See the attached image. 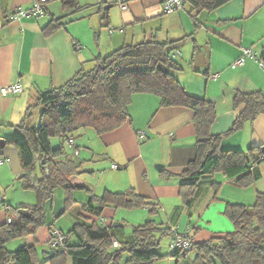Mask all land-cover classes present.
<instances>
[{
    "label": "crops",
    "instance_id": "0c3cea01",
    "mask_svg": "<svg viewBox=\"0 0 264 264\" xmlns=\"http://www.w3.org/2000/svg\"><path fill=\"white\" fill-rule=\"evenodd\" d=\"M77 1V10H64L60 0H49L43 15L13 18L14 11L29 8L32 0H0V87L16 82L22 86V91L15 95L0 94L1 136H20L6 125L18 124L41 92L63 85L75 75L82 63L93 58L88 57L82 45L83 38L76 28L68 26L73 21L69 16L84 8L94 6L99 10L106 5L104 16L107 17L111 3ZM119 10L123 16L120 31L124 30V36L121 32L111 36L109 29L107 46L98 54H108L119 48L121 43L138 42L154 35L160 40L180 39L175 58L178 61L181 58L182 62H179L183 69L172 73L189 94L213 102L216 117L210 126L212 134L228 131L240 111L241 106L236 108L232 105L234 90L261 91L264 95V70L255 60L246 57L242 66H230L243 48L251 49L264 60V0H226L214 10L191 13L189 5L166 13L162 0H127V8ZM61 16H65L66 24L45 35L44 26L52 18ZM138 26H141L138 35L141 39L136 40L135 28ZM92 27H95L93 22ZM128 28L132 31L131 38L126 32ZM154 28L157 29L154 31ZM114 36L118 37L117 41L113 40ZM127 112L128 118L119 127L101 134L94 129L92 132L84 129L78 139L72 135L73 147L64 144L81 172L72 176L70 182L89 191L74 190V202L65 208V192L62 188H55L52 199L45 204V224L33 236L16 239L8 250L33 244L42 264H60V261L61 264H72L68 256L43 259L40 251L52 249L48 245L52 230L58 229L66 234L75 222L83 220L80 205L86 204L91 194L100 196L105 191L132 189L157 204V213L160 212L157 222L176 230L189 228L193 242L197 243L214 234L232 230V223L224 214L227 203L251 205L257 192H264L263 160L250 167V185L238 186L222 172H214L198 180L188 205L182 203L178 194L179 179L166 177L164 170L177 174L195 155L192 111L183 106H161L157 95L138 92L132 95ZM39 117L40 113L33 126H37ZM139 132H143L142 137L138 136ZM261 143H264L262 113L245 122L241 129L223 136L220 146L225 150H246ZM3 152L5 156L1 157L5 160L0 163V195L13 209L23 203H36L35 192L24 187L21 177L24 171L15 148L6 146ZM155 164L162 167L156 169ZM117 213L118 208L108 206L98 220L105 227L119 224L111 232L115 239L121 241L127 237L122 216L128 212H121L122 221L116 219ZM7 215L8 212L0 209V225ZM142 218L148 220L144 214ZM177 262L192 264L188 253Z\"/></svg>",
    "mask_w": 264,
    "mask_h": 264
},
{
    "label": "trees",
    "instance_id": "16d2710c",
    "mask_svg": "<svg viewBox=\"0 0 264 264\" xmlns=\"http://www.w3.org/2000/svg\"><path fill=\"white\" fill-rule=\"evenodd\" d=\"M226 0H185L192 11H210ZM108 2V0H102ZM64 10H77V0H60ZM193 17V16H192ZM65 16L52 18L43 28L50 35L66 24ZM194 18V17H193ZM180 39L160 40L155 35L149 39L123 44L105 55H96L82 63L75 75L61 86L41 92L28 106L23 119L15 129L20 136L0 135V158L5 156L6 146L15 148L23 169L24 187L35 192L34 204H20L11 208L0 195V209L8 212L0 225V264H42L35 245H25L8 250L6 243L15 238L34 235L46 222L45 204L52 199L55 188L65 192V208L72 201V192L86 187L70 182L78 175V164L72 159L64 144L73 134L90 127L101 134L119 127L127 118V107L134 93L146 92L157 95L161 106H183L192 111L195 155L177 174L165 172L166 177L179 179V197L188 205L198 180L214 172H222L238 186L252 183L250 167L264 160V143L249 146L246 150L222 149L223 136L241 129L247 121L264 114V95L261 91L234 90L231 96L234 107L241 106L231 128L224 134H212L210 126L216 117L213 102L189 94L173 71L183 69L175 58ZM33 107H40L37 126L29 125ZM0 126H3L0 123ZM58 140L53 146L51 139ZM8 206L9 211L4 208ZM145 207L149 213H157V204L129 189L124 192L105 191L102 195L91 194L80 209L83 220L75 222L64 234L61 247L54 248L51 259L70 257L72 264H118L123 252H127L128 264H153L158 257L161 238L170 234V227L154 219L132 227L127 240L118 241L111 232L119 224L108 227L99 222L104 209ZM225 216L232 223V230L214 234L208 239L192 244L184 252L168 253L175 258L194 250L192 264H264V192L258 191L251 205L227 203ZM10 218V221H7ZM70 238L74 242L70 243ZM118 245L114 247L112 241ZM61 264V261H60Z\"/></svg>",
    "mask_w": 264,
    "mask_h": 264
},
{
    "label": "rangeland",
    "instance_id": "374dc122",
    "mask_svg": "<svg viewBox=\"0 0 264 264\" xmlns=\"http://www.w3.org/2000/svg\"><path fill=\"white\" fill-rule=\"evenodd\" d=\"M110 5L111 6L107 8V11H108L107 17L104 16L106 5H103V6L100 5L102 8L99 10H98L99 7L96 8L94 6L90 8L89 7L84 8V9L71 13L69 16L73 19V21H71V23L69 22L68 26L73 25L72 27H75L78 34L83 38L84 42L82 45H84V49H86L87 54L89 55L88 56L89 58H92L98 55L100 50L105 49V47L107 46L106 38H108L107 34L109 32V29L111 32V36L113 34L118 35V32H121L122 36H124V30L120 31V27L123 26V16L119 10L120 8L117 4L111 3ZM92 22L95 23V27L91 28ZM154 25H157V24H154ZM157 28H154V31ZM139 31H141V26H138L135 28V32H136L135 39L136 40L141 39L138 37V35L140 34ZM126 32L128 33L129 38H131V34H132L131 28H128ZM159 33L160 31H158V34ZM117 39H118L117 36L113 37L114 41H117ZM120 46H122V43L120 44ZM179 61L182 62L181 58H179ZM40 111H41L40 107H33L31 109V113L29 116L30 126H33L34 120L36 119L37 115L39 116ZM84 129L90 130L91 132L93 131V129L90 127H86ZM84 129L77 130L73 135H75L76 138L78 139L80 137L79 136L80 133ZM51 143L53 146H55L58 144V140L55 138H52ZM103 161L104 159L101 162ZM11 193L15 194L14 191H11ZM140 208H143V207H140ZM140 208H132V209L118 208L116 219H120V221H122L121 220L122 218H120L121 212H128L126 216H122L125 219L123 222L124 230H125L124 233L127 235V237H125L123 240H127L129 238L130 232L133 226L138 225L140 223H144L146 221L145 218H142L143 214L148 219H154L156 221L160 220L158 216L160 212L159 213H149L145 208H143L142 210ZM184 230L185 229L178 230V231L183 232ZM16 239L18 238L8 241L6 243V248H9L12 242H15ZM72 242H74V240L70 238V243ZM169 242H170V234L168 236H164L161 238L160 245L157 248V252L159 255L154 260L153 264H180L177 262L179 258H175L174 256L168 255ZM194 255H195L194 250L188 252V258L190 260H192ZM127 257H128L127 252H123L120 256L118 264H124L126 262Z\"/></svg>",
    "mask_w": 264,
    "mask_h": 264
},
{
    "label": "built area",
    "instance_id": "2783aa9c",
    "mask_svg": "<svg viewBox=\"0 0 264 264\" xmlns=\"http://www.w3.org/2000/svg\"><path fill=\"white\" fill-rule=\"evenodd\" d=\"M49 0H32L31 6L27 9L23 10H16L12 13L13 18H19V17H29V16H41L45 12L46 4ZM110 3L117 4L121 10H125L127 8V0H110ZM162 6L163 10L166 13L173 12L175 10L183 9L185 6V0H162ZM177 53H175L176 55ZM249 57L253 60H255L259 67L264 70V60L257 57L255 52H253L249 48H243L242 53L240 56H238L231 64L230 66L232 68L242 66L244 64L245 58ZM216 75H213L212 77H215ZM22 91V86L20 83L16 82L13 84H9L6 86L0 87V94L3 96L8 95H15ZM139 137L143 136V132L138 133ZM65 143L73 147V139H69ZM75 149V148H74ZM75 154L77 151H74ZM4 158H0V163L4 161ZM116 167V165H114ZM0 197V201H1ZM7 211L12 215L13 213L10 212V209L8 206H4ZM7 221H10V218H7ZM50 240L48 242V245L50 248L54 249L56 247H61L63 243L66 240V236L58 229H54L51 231ZM193 236L190 232L189 228H186L183 232H179L176 230V228L170 229V242L168 245V253H176V252H184L190 249L192 244ZM112 245L116 247L118 245L116 240L112 241Z\"/></svg>",
    "mask_w": 264,
    "mask_h": 264
},
{
    "label": "water",
    "instance_id": "95a60500",
    "mask_svg": "<svg viewBox=\"0 0 264 264\" xmlns=\"http://www.w3.org/2000/svg\"><path fill=\"white\" fill-rule=\"evenodd\" d=\"M154 167L156 169H160L162 167V165L160 164H155ZM41 253H42V258L43 259H47V258H50L51 256L54 255L55 253V250L54 249H42L41 250Z\"/></svg>",
    "mask_w": 264,
    "mask_h": 264
}]
</instances>
